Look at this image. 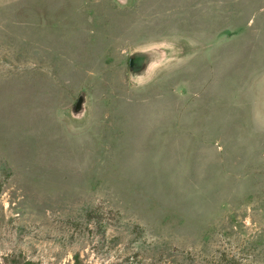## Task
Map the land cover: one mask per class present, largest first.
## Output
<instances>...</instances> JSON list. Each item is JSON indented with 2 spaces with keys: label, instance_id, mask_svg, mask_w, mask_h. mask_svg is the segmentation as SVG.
<instances>
[{
  "label": "rangeland",
  "instance_id": "1",
  "mask_svg": "<svg viewBox=\"0 0 264 264\" xmlns=\"http://www.w3.org/2000/svg\"><path fill=\"white\" fill-rule=\"evenodd\" d=\"M0 264H264V0H0Z\"/></svg>",
  "mask_w": 264,
  "mask_h": 264
}]
</instances>
